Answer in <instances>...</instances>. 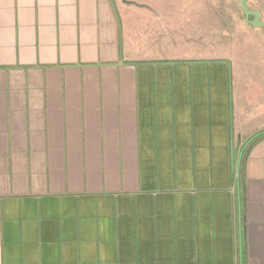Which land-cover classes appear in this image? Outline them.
Instances as JSON below:
<instances>
[{
	"label": "crops",
	"instance_id": "obj_1",
	"mask_svg": "<svg viewBox=\"0 0 264 264\" xmlns=\"http://www.w3.org/2000/svg\"><path fill=\"white\" fill-rule=\"evenodd\" d=\"M177 1L0 0V264H264V61Z\"/></svg>",
	"mask_w": 264,
	"mask_h": 264
},
{
	"label": "rangeland",
	"instance_id": "obj_2",
	"mask_svg": "<svg viewBox=\"0 0 264 264\" xmlns=\"http://www.w3.org/2000/svg\"><path fill=\"white\" fill-rule=\"evenodd\" d=\"M189 1L193 0L177 2L178 5L187 6ZM195 1L196 3L189 7L192 19L188 29L213 32V47L216 50L214 52L227 51L231 56L242 55L251 61H264L263 31L245 25L238 0H205L206 3L202 0ZM247 5L250 10L258 11L261 21H264V0H247ZM237 45L239 48H235Z\"/></svg>",
	"mask_w": 264,
	"mask_h": 264
},
{
	"label": "water",
	"instance_id": "obj_3",
	"mask_svg": "<svg viewBox=\"0 0 264 264\" xmlns=\"http://www.w3.org/2000/svg\"><path fill=\"white\" fill-rule=\"evenodd\" d=\"M245 18V25L253 28L262 29L264 32V21H261V15L258 11L250 10L247 0H238Z\"/></svg>",
	"mask_w": 264,
	"mask_h": 264
},
{
	"label": "trees",
	"instance_id": "obj_4",
	"mask_svg": "<svg viewBox=\"0 0 264 264\" xmlns=\"http://www.w3.org/2000/svg\"><path fill=\"white\" fill-rule=\"evenodd\" d=\"M261 137H264V134H262Z\"/></svg>",
	"mask_w": 264,
	"mask_h": 264
}]
</instances>
